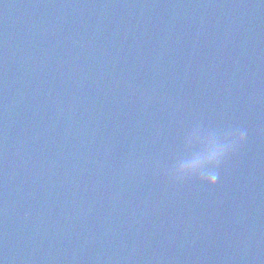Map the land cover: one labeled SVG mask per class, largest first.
<instances>
[{"label":"water","instance_id":"95a60500","mask_svg":"<svg viewBox=\"0 0 264 264\" xmlns=\"http://www.w3.org/2000/svg\"><path fill=\"white\" fill-rule=\"evenodd\" d=\"M0 264H264V0H0Z\"/></svg>","mask_w":264,"mask_h":264},{"label":"clouds","instance_id":"9594fccd","mask_svg":"<svg viewBox=\"0 0 264 264\" xmlns=\"http://www.w3.org/2000/svg\"><path fill=\"white\" fill-rule=\"evenodd\" d=\"M247 134V129L233 127L220 129L218 134H202V150L190 157L179 156L171 167V177L196 178L209 186L215 185L220 165L245 141Z\"/></svg>","mask_w":264,"mask_h":264}]
</instances>
